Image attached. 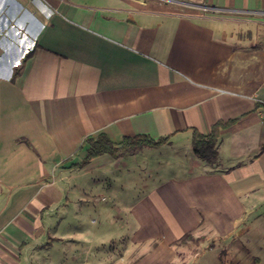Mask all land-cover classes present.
<instances>
[{"label":"crops","instance_id":"1","mask_svg":"<svg viewBox=\"0 0 264 264\" xmlns=\"http://www.w3.org/2000/svg\"><path fill=\"white\" fill-rule=\"evenodd\" d=\"M263 102L264 0H0V264H182L233 236L264 264ZM219 121L209 164L191 139ZM98 133L169 143L73 168Z\"/></svg>","mask_w":264,"mask_h":264},{"label":"trees","instance_id":"2","mask_svg":"<svg viewBox=\"0 0 264 264\" xmlns=\"http://www.w3.org/2000/svg\"><path fill=\"white\" fill-rule=\"evenodd\" d=\"M30 51L24 58L27 60L33 55ZM18 70L13 73V78L16 77ZM231 122L219 121L212 126L211 131L208 135L194 130L191 139V148L193 153L201 160L214 164L217 159L216 143L219 138V133L222 129L228 126ZM169 143L168 138H160L153 140L147 135H136L133 137H124L118 143L113 142L105 133H98L96 135H90L83 138L82 143L78 149L80 151L85 146H88L85 157L79 162L74 164L72 167L76 169H82L87 166L94 158L101 155H111L116 157L121 151L134 150L141 147H160ZM77 151V153H78ZM189 236H185L180 241H184Z\"/></svg>","mask_w":264,"mask_h":264},{"label":"rangeland","instance_id":"3","mask_svg":"<svg viewBox=\"0 0 264 264\" xmlns=\"http://www.w3.org/2000/svg\"><path fill=\"white\" fill-rule=\"evenodd\" d=\"M100 197L103 199L101 203L105 204L104 193H101ZM91 235L92 233L89 237ZM200 240L202 241L186 243L185 247L181 244L177 245L180 260L183 261L182 264H250L249 249L251 248L249 247L248 239L245 237L241 241L237 240L238 242H235V236L222 242L211 240L212 244L210 243L209 246L213 245L212 247L205 246L207 242H210L207 238H200ZM113 245L115 244L107 246L109 248L108 251L116 255L126 253L127 248L117 247L118 243L115 246Z\"/></svg>","mask_w":264,"mask_h":264},{"label":"built area","instance_id":"4","mask_svg":"<svg viewBox=\"0 0 264 264\" xmlns=\"http://www.w3.org/2000/svg\"><path fill=\"white\" fill-rule=\"evenodd\" d=\"M262 105H263V106H262V109H261V116H262L263 121H264V102H263Z\"/></svg>","mask_w":264,"mask_h":264}]
</instances>
